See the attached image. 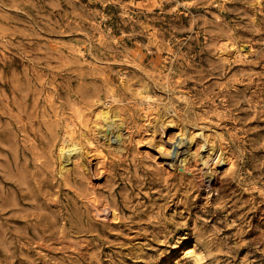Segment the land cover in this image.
Here are the masks:
<instances>
[{
  "label": "rangeland",
  "instance_id": "obj_1",
  "mask_svg": "<svg viewBox=\"0 0 264 264\" xmlns=\"http://www.w3.org/2000/svg\"><path fill=\"white\" fill-rule=\"evenodd\" d=\"M0 264H264V0H0Z\"/></svg>",
  "mask_w": 264,
  "mask_h": 264
},
{
  "label": "bare ground",
  "instance_id": "obj_2",
  "mask_svg": "<svg viewBox=\"0 0 264 264\" xmlns=\"http://www.w3.org/2000/svg\"><path fill=\"white\" fill-rule=\"evenodd\" d=\"M116 96V95H115ZM112 98H114L113 96H112ZM149 99V98H148ZM148 99H143L142 100V103H145V106H143V108L145 109V111L148 113L149 112V110H152V104H151V102H150V100H148ZM112 101V100H111ZM140 101V100H139ZM117 103V102H116ZM139 103H141V102H139ZM114 105H112V104H110L109 102H106V104L104 105V106H102L100 109H99V111H98V115H100V119H101V121H102V127H104V130L106 131V129H110V135H108V137L110 138V141H111V139H117V141L119 142V141H122L121 139H120V135L118 134V128L120 127V126H122V123H121V120L119 119V118H117V116H116V114L114 115L113 114V109H112V107H113ZM153 106H155V105H153ZM157 106V105H156ZM119 108V107H118ZM120 108H121V105H120ZM124 109V108H123ZM156 109V108H155ZM164 109V108H163ZM167 112L168 113H174V111H173V109H171V108H168L167 107ZM154 111H156V110H154ZM176 112V111H175ZM155 114V113H154ZM165 114H166V112H165ZM172 115H175V113L174 114H172ZM179 115V114H178ZM157 116H158V114H157ZM176 117V116H175ZM180 117V116H179ZM101 123V122H100ZM156 123V122H155ZM154 123V124H155ZM174 126V123L173 122H170V121H167V122H164V121H159V118H158V122H157V130H158V132H159V136H160V138H159V144H166V142L164 141V134L166 133V130H167V128L168 127H170V126ZM101 125H99V127H100ZM154 127H155V125H154ZM97 128V127H96ZM124 128V127H123ZM100 129V128H99ZM102 129V128H101ZM98 130V129H97ZM203 131V130H202ZM201 133V132H200ZM106 134V133H105ZM155 134V133H154ZM84 135H85V133H84ZM195 137V134L193 133V131L192 132H190V131H188V133L187 132H184V133H182L181 135H180V140H179V143H178V145L177 146H175V149L173 150V151H171L169 148H166V149H168L167 151H169V153L171 154V156H174L176 159H179L180 160V157H179V149H181V146H187V145H189L192 141H193V138ZM153 138V137H152ZM70 139V138H69ZM84 139H85V137H84ZM71 140V139H70ZM109 140V139H108ZM157 141V140H156ZM114 142V141H113ZM121 143V142H120ZM119 143V144H120ZM180 145V146H179ZM158 146H160V145H158ZM184 147V148H185ZM82 148H83V145H82V142L81 141H79V139H78V141H73V142H70L69 143V140H68V138H66V137H64L63 138V140H62V143H61V145H60V147H59V149H60V153H61V162L64 164V166H66L68 163H70V161H72V156H71V152H73V151H78L79 153L81 152V150H82ZM102 148V147H101ZM162 148V147H161ZM160 148V149H161ZM184 148H183V150H184ZM162 149H165V148H162ZM162 149H161V151H162ZM160 151V152H161ZM67 152H69L68 153V155H67ZM74 152V153H75ZM78 152H76V154L78 153ZM82 153V152H81ZM168 153V152H167ZM216 153V152H215ZM102 154V153H101ZM78 155V154H77ZM82 155V154H81ZM79 156H80V154H79ZM170 156V155H169ZM222 153L221 154H217L216 155V159H217V161H218V163H222V162H224V159L222 158ZM173 157V158H174ZM102 158V157H101ZM172 160V159H171ZM184 160V158L182 159V161ZM185 160H186V157H185ZM62 166V165H61ZM212 173V172H211ZM213 175L214 174H211V177H213ZM108 209V206L107 205H103V208L101 209L100 207H98V206H96V214H97V216H100L101 215V213H102V211H104V210H107ZM115 216H116V214H114Z\"/></svg>",
  "mask_w": 264,
  "mask_h": 264
}]
</instances>
